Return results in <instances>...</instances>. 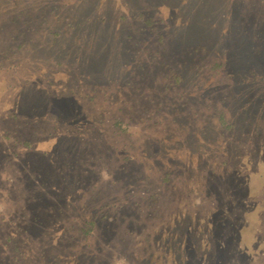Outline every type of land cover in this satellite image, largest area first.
Wrapping results in <instances>:
<instances>
[{"label":"rangeland","instance_id":"obj_1","mask_svg":"<svg viewBox=\"0 0 264 264\" xmlns=\"http://www.w3.org/2000/svg\"><path fill=\"white\" fill-rule=\"evenodd\" d=\"M260 92L264 0H0V264H264Z\"/></svg>","mask_w":264,"mask_h":264},{"label":"trees","instance_id":"obj_2","mask_svg":"<svg viewBox=\"0 0 264 264\" xmlns=\"http://www.w3.org/2000/svg\"><path fill=\"white\" fill-rule=\"evenodd\" d=\"M251 87L254 88V90L258 89L259 87H263L261 84L259 83H254L253 85L250 84ZM264 97V93L260 92V96H258V98L262 99ZM260 108L262 109V107L260 106ZM208 180V178H206ZM209 184H208V189L211 191V189H218V183L214 182L211 185L210 179L208 180ZM230 181L232 180H225L222 179V185L221 187L224 188V191L229 190L230 187L233 186V182L231 183ZM219 187V188H221ZM214 197L212 196V199ZM244 199L243 203H246V207H247V213L243 214L242 218L240 219V223L243 224L242 227H246L249 226L251 224L258 225V220H255L251 215L252 213H250L249 209H252V207L255 206H250L247 202V200ZM215 201L213 199V202L211 203L212 207L210 208L211 211L205 212L201 217H199L203 222H206L207 224H210V226L215 224V221H217L216 218V213H219V207L217 205H214ZM258 208V206H257ZM256 208V209H257ZM214 209V210H213ZM264 213V212H263ZM197 214L195 212H191L186 213V214H182L180 216H178V220L179 221L176 222L174 224L175 228L178 227L177 231H180L179 226H183L182 222H184L185 220L193 221V220H197L198 217H196ZM220 216V213H219ZM37 217V216H36ZM227 219V221H226ZM261 218H259V222H260V227L262 224V220H260ZM37 220V219H36ZM94 220L90 219L88 222H86L85 224H89V225H93ZM225 222H218V226L219 227H223L224 225L227 226L230 230L229 235H233L235 233L236 236V232H232V228L235 226L234 223L230 222L229 217H228V213L226 214V217L224 219ZM224 226V227H225ZM263 226V224H262ZM213 230V228H211ZM257 231L259 228H257ZM183 235V236H181ZM180 238L177 240V242H175V244L172 246L173 247V253H174V259L179 260L180 262H182L183 264H217L219 263V258H220V253L223 249V245L224 242L222 243L219 239H217V236L214 237L212 236L213 234L210 232H206V231H202L201 233L199 232H182ZM243 239V237L241 238ZM244 240V239H243ZM242 240V241H243ZM244 246V242L242 244L239 245V248ZM163 254V253H162ZM54 259L59 260V258L57 256L54 257ZM56 260V261H57ZM57 264H60V262Z\"/></svg>","mask_w":264,"mask_h":264}]
</instances>
